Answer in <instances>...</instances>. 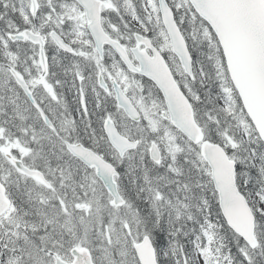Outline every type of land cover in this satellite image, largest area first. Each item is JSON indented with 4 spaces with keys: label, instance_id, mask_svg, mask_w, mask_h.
Instances as JSON below:
<instances>
[{
    "label": "snow or ice",
    "instance_id": "6c2138e0",
    "mask_svg": "<svg viewBox=\"0 0 264 264\" xmlns=\"http://www.w3.org/2000/svg\"><path fill=\"white\" fill-rule=\"evenodd\" d=\"M0 264H264V0H0Z\"/></svg>",
    "mask_w": 264,
    "mask_h": 264
}]
</instances>
